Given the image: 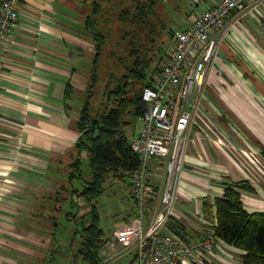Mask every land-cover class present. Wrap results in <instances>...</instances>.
I'll use <instances>...</instances> for the list:
<instances>
[{"label": "crops", "instance_id": "obj_1", "mask_svg": "<svg viewBox=\"0 0 264 264\" xmlns=\"http://www.w3.org/2000/svg\"><path fill=\"white\" fill-rule=\"evenodd\" d=\"M19 7L4 44L0 86V264H44L52 244L42 240L51 229L48 201L77 152L95 41L84 1L20 0ZM214 38L198 116L223 144L191 130L179 198L195 225L193 215L204 220L205 199L213 204L240 182L256 189H241L246 209L264 211V0L240 17L232 14ZM155 171L162 185L163 172ZM220 242L221 257L243 263L234 255L244 251L227 245L232 255L224 253Z\"/></svg>", "mask_w": 264, "mask_h": 264}, {"label": "built area", "instance_id": "obj_2", "mask_svg": "<svg viewBox=\"0 0 264 264\" xmlns=\"http://www.w3.org/2000/svg\"><path fill=\"white\" fill-rule=\"evenodd\" d=\"M261 1L214 0L202 9L196 8L182 27H172L171 48L141 94L138 119L142 127L130 139L132 149L141 157V165L131 177V195L139 213L115 229L107 241L115 251L103 264L129 255L128 264L215 262L217 223L193 215L196 226L200 221L206 224L195 231L190 229L180 205V179L191 130L197 128L206 134L198 112L208 64L217 49L215 34L232 14L240 17ZM19 4L20 0H0V86L4 44L13 34ZM156 169L163 172L162 185L156 181ZM173 222L184 226L183 234L171 227Z\"/></svg>", "mask_w": 264, "mask_h": 264}, {"label": "trees", "instance_id": "obj_3", "mask_svg": "<svg viewBox=\"0 0 264 264\" xmlns=\"http://www.w3.org/2000/svg\"><path fill=\"white\" fill-rule=\"evenodd\" d=\"M88 5V0H83ZM127 6L120 14L121 22L129 25L149 27L156 34L157 24H151V17H157V8L161 0H125ZM93 11L86 13L85 26L92 33L95 41V54L92 62L90 81L85 89L83 107L80 110L79 126L81 135L76 143L77 152L71 158L67 179L64 180L56 194L49 198L48 203L53 205L52 241L54 244L61 242V218L65 224L75 222V232L71 240V249L77 264L82 259L85 264H100V250L105 244V231L100 225V213L95 205H91L89 225L79 224L76 211L73 209L80 205L81 197L90 199L98 198L105 189V183L114 174L121 181L131 184L133 173L141 165V157L131 147L126 129L132 125V120L140 114L141 94L135 88V83H141L144 88L150 84L146 81V73L150 68L151 60H144L141 44H134V34L127 33L131 37L127 54L116 56L119 65L116 73L110 74V79L105 86L103 97L104 109H93L96 99V88L99 84L98 69L102 64L106 32H102V19L100 2L93 4ZM95 16V17H94ZM163 28L167 24L163 23ZM105 33V34H104ZM124 35V37H127ZM151 40V39H150ZM115 55V56H114ZM143 91V90H142ZM264 156V147L262 150ZM84 159L89 162L91 178L86 179L83 173ZM83 182L82 190L77 188V183ZM80 184V183H79ZM241 189L255 192V188L248 182H240L225 188L222 197L215 199L212 204L208 199L204 200V215L216 220L217 239L226 244L244 251L242 260L244 264H264V211L250 212L246 209ZM80 198V199H79ZM91 201V200H90ZM66 206L70 208L66 210ZM65 208V209H64ZM50 218V217H49ZM71 225V224H70ZM65 227V226H64ZM171 227L183 234L184 226L173 222ZM79 241V242H78ZM56 257V256H54Z\"/></svg>", "mask_w": 264, "mask_h": 264}, {"label": "rangeland", "instance_id": "obj_4", "mask_svg": "<svg viewBox=\"0 0 264 264\" xmlns=\"http://www.w3.org/2000/svg\"><path fill=\"white\" fill-rule=\"evenodd\" d=\"M83 1V0H79ZM89 3L87 7L85 8L86 13L93 11L92 8H94L93 4L95 0H88ZM100 2L101 4V11L104 12L103 19H102V32H106V41L104 46V55L102 57V64L100 65L98 69V75H99V84L96 88V99H94V109L93 112L95 113L99 109H104L105 107V99L103 97V92L105 90V86L108 82V79H110V74L116 73L118 70L117 67H119L117 63V58L115 56L111 57V53L115 52L117 55L121 54H127L130 39L131 37H128L130 35H126L130 32V34H134V44L136 46L141 44V47L143 48V54L144 60L150 59V68L148 72L146 73V81L148 84L151 83V78L154 73V71L159 68L161 60L167 53L169 52L172 44V30L173 26H179L182 27L185 22L191 17V15L195 12V9H202L203 3H201V0H161L159 2L158 8H157V17L153 18L151 17V24L153 22H156L157 24V30L156 34L152 33V29H149V27H144V24L141 23L142 27L139 25H129L128 22H121L119 17L122 12V10L127 6V3L125 0H96ZM95 17V16H94ZM163 23L167 24V28H163ZM90 33V32H89ZM92 34V33H91ZM105 34V33H104ZM126 35L127 37H124ZM151 39V40H150ZM135 88L142 92L143 88L141 86V83L137 82L135 83ZM85 92L82 93V96L84 97ZM83 102V101H82ZM84 103V102H83ZM129 120H132V125L126 129L129 136H133V134L139 133L142 123L137 118L135 120L131 119V117L128 118ZM203 124V123H202ZM204 126V124H203ZM205 130H207L206 127H204ZM211 129L207 130L205 133L208 135V138L213 139L214 142L218 144H223V141L221 139H214L213 135L211 133ZM205 134V135H206ZM187 161V159H186ZM186 163L184 164L185 167ZM83 173L86 179L91 178V171L89 167V162L87 159H84L83 163ZM184 171V170H183ZM163 175V173L161 174ZM183 175V174H182ZM182 178V176H181ZM181 181V179H180ZM80 183V184H79ZM77 183V188L79 190H82L85 185L83 182ZM129 182L128 181H121L117 176L114 174L109 178V180L105 183V189L104 192L96 199H90L89 202H86L84 197H81V199L78 201L80 203L78 208L76 207L73 209V212L76 211V218L79 221V224L83 226V224L89 225L91 223V217L89 214V209L91 208V205H95L100 213V225L105 231V244L100 250V256L101 262L100 264L105 263V258H108L112 252L115 250L108 247L107 241L108 239H111L112 235L115 232V229L118 228L120 225L125 224L129 221H131L134 217H136L139 213V205L135 201V199L132 197V195L129 192ZM131 188V184H130ZM180 190V186H179ZM137 204V205H136ZM50 206L53 209V205L50 204ZM65 211H69L70 208L68 206L65 207ZM64 208V209H65ZM51 214H49L50 218L49 220H46L45 226H49L51 229L46 230V234H43L42 240H45V244H51V250H50V257H47L46 262L44 264H74L75 258L73 256V251L71 249V240L73 237V234L75 232V222H70V224L66 225L63 219L65 218V215L62 216L61 220V242L59 244H54L52 241V220L51 217L53 216V211H50ZM204 220L208 223L214 224L216 221L213 219L212 215L210 217H207L204 215ZM201 222L198 226L195 225L194 222H190L188 219H186L185 222H187L190 226V229L192 231L197 230L200 225L203 226L206 224V222ZM65 226V227H64ZM79 242V241H78ZM120 247V244L116 243ZM218 244V242H217ZM229 244H226L224 242H220L219 246L221 247V251L224 253H230L232 255V251H230ZM223 247V248H222ZM216 257H218L220 260L219 262H213L212 264H231L228 263V260L223 256L221 257L219 253L215 252ZM214 254V255H215ZM221 254V253H220ZM53 255L56 256L51 257ZM236 259H241L242 256L234 255ZM131 256H124L122 259L120 258L117 260L114 264H128L130 262ZM218 261V259H215V261ZM242 263V262H241ZM41 264V263H38ZM77 264H85L82 259L77 260ZM194 264H197V262H194ZM244 264V263H242Z\"/></svg>", "mask_w": 264, "mask_h": 264}]
</instances>
